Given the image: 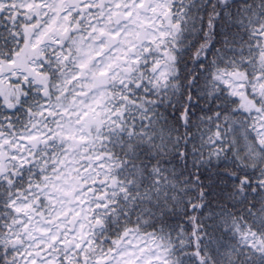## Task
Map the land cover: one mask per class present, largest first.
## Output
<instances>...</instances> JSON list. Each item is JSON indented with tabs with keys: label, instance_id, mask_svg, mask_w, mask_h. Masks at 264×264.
Here are the masks:
<instances>
[{
	"label": "snow or ice",
	"instance_id": "snow-or-ice-1",
	"mask_svg": "<svg viewBox=\"0 0 264 264\" xmlns=\"http://www.w3.org/2000/svg\"><path fill=\"white\" fill-rule=\"evenodd\" d=\"M0 264H264V0H0Z\"/></svg>",
	"mask_w": 264,
	"mask_h": 264
}]
</instances>
